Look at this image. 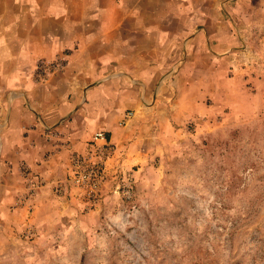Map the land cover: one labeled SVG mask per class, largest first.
Wrapping results in <instances>:
<instances>
[{
	"label": "rangeland",
	"instance_id": "rangeland-1",
	"mask_svg": "<svg viewBox=\"0 0 264 264\" xmlns=\"http://www.w3.org/2000/svg\"><path fill=\"white\" fill-rule=\"evenodd\" d=\"M70 1L111 8L93 14L116 29L90 47L84 80L106 85L96 111L120 135L97 131L81 153L42 130L65 172L46 181L19 163L20 181L0 178V264H264V0L56 4ZM77 49L38 59L32 82L64 74Z\"/></svg>",
	"mask_w": 264,
	"mask_h": 264
},
{
	"label": "crops",
	"instance_id": "crops-1",
	"mask_svg": "<svg viewBox=\"0 0 264 264\" xmlns=\"http://www.w3.org/2000/svg\"><path fill=\"white\" fill-rule=\"evenodd\" d=\"M56 2L22 0L14 14L9 12L12 5L5 4L0 11L1 181H20L19 163L29 165L46 181L65 172L68 156L63 152L52 155V143L44 137V128L63 132L73 150L81 153L97 131H104L111 140L120 135L117 118L106 110L96 111L104 109L106 85L88 86L84 80L91 72L88 62L96 53L90 47L98 40L109 47L111 33L116 29L110 20L93 14L111 13V8ZM126 24L120 20L118 32ZM74 44H78V49L70 58V71L36 86L31 80L35 62L42 58L52 60ZM118 92L124 97H140L127 84ZM45 156L48 162L43 161Z\"/></svg>",
	"mask_w": 264,
	"mask_h": 264
},
{
	"label": "built area",
	"instance_id": "built-area-1",
	"mask_svg": "<svg viewBox=\"0 0 264 264\" xmlns=\"http://www.w3.org/2000/svg\"><path fill=\"white\" fill-rule=\"evenodd\" d=\"M97 137L103 139V136H102L101 133H98L97 134ZM76 163H78V161ZM93 177H94L93 174H83V175H81L79 177V179L77 180V182H81V183L86 184L88 186H94L95 187V184H92L91 185V183H90L91 180H93Z\"/></svg>",
	"mask_w": 264,
	"mask_h": 264
}]
</instances>
